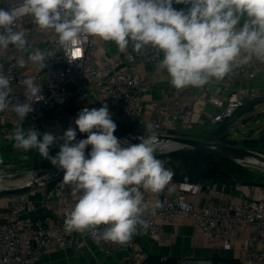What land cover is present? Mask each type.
<instances>
[{
  "label": "clouds",
  "instance_id": "clouds-1",
  "mask_svg": "<svg viewBox=\"0 0 264 264\" xmlns=\"http://www.w3.org/2000/svg\"><path fill=\"white\" fill-rule=\"evenodd\" d=\"M23 4L39 29L54 31L62 48L72 49L95 37L114 42L121 52L130 44L137 53L149 46L156 49L163 55L159 68L167 72L175 89L223 80L234 67L253 58L264 63V0H23ZM173 4L189 7L178 10ZM15 22L14 10L0 8V49L11 44L26 50L25 33L14 30ZM28 58L41 69L47 66L44 51L34 50ZM18 64L23 67L24 61ZM22 84L26 100L12 104L10 80L0 71V112L11 106L24 120L33 111V102L44 97L34 77ZM74 123L87 138L77 141V131L71 127L59 138L33 128L25 133L18 127L13 147L36 149L64 170L63 182L72 186L76 197L65 213L67 232L84 233L104 225L103 239L124 244L144 224L141 217L148 205L141 189L158 194L173 173L156 158L154 137L122 146L107 104L83 108ZM59 140L63 141L59 152L50 156V147ZM159 206L157 201L153 208Z\"/></svg>",
  "mask_w": 264,
  "mask_h": 264
},
{
  "label": "built area",
  "instance_id": "built-area-1",
  "mask_svg": "<svg viewBox=\"0 0 264 264\" xmlns=\"http://www.w3.org/2000/svg\"><path fill=\"white\" fill-rule=\"evenodd\" d=\"M0 8L14 10V30L23 31L28 42L25 51H18L11 44L0 49V71L10 80L8 99L12 104L25 102L22 81L29 77H34L35 83L42 87L40 95L44 97L33 102V111L24 120L11 106L0 112L1 137H12L18 127L37 125L50 111L78 95H89L99 105L116 109L123 122L135 127L133 133L143 130L153 135L219 124L233 118L248 101L264 97L261 89L264 86L251 84L264 81V63L254 58L234 67L223 80L199 88L175 89L168 79L162 89L161 104L146 101L145 96L153 88L152 79L148 72L138 73L135 69L139 64H158L162 53L156 49L149 46L137 53L130 44L125 51L100 63L95 55L98 44L95 37H87L72 49H65L58 45L53 30H41L33 23L23 0H0ZM34 50L45 52V68L29 60ZM76 50L79 55L74 54ZM19 60L24 61L23 67ZM209 104L215 107L213 113L207 109ZM171 185L175 189L172 196L155 194L144 198L148 205L141 217L145 234L163 245L170 244L174 237L166 224L174 217L190 216L197 238H203L214 248L229 249L241 242L242 264H264V196L230 204L209 200L200 205L198 200L206 187L203 183L173 181ZM42 188L40 201L32 198V192L0 196V264H37L45 251L54 247L72 248L80 238L92 240L106 255L117 247L129 250L131 264H142L148 258L149 253L138 246L134 237L124 244L103 239L104 225L84 233L67 232L65 213L76 203L71 185L61 179ZM157 201L160 206L153 208ZM161 260L168 261V255H161Z\"/></svg>",
  "mask_w": 264,
  "mask_h": 264
},
{
  "label": "crops",
  "instance_id": "crops-1",
  "mask_svg": "<svg viewBox=\"0 0 264 264\" xmlns=\"http://www.w3.org/2000/svg\"><path fill=\"white\" fill-rule=\"evenodd\" d=\"M173 7L179 10L187 9L189 6L184 4H173ZM96 39L98 44L95 55L97 56L98 62L102 63L106 57L114 56L121 52L114 42H106L99 38ZM162 58L163 55L161 59ZM135 71L138 73L148 72L150 74L153 88L145 96V100L156 101L159 103L163 93L162 89L165 87V84L169 79L167 72L159 68V63L151 65L139 64ZM251 84L263 87L264 81H254ZM261 89L264 90V88ZM85 107L89 109H98L102 106L89 95H78L65 105L59 106L51 111L50 115H48L42 122L37 123V125L24 126L22 129L25 133L32 128L40 134L47 132L48 129L50 130L48 132L53 135L63 133L69 127H76L74 121L77 118V114ZM108 108L112 120L125 123L120 117H118L116 109L111 107ZM207 109L210 113L215 111V107L211 104L207 106ZM210 125L211 124L207 123L205 125L196 126L207 128ZM215 125L211 126L214 127ZM194 127L192 129H194ZM11 139L12 137L4 138L0 136V145H3V148L6 149L7 143H9ZM172 182L173 181H170L165 189L158 194L174 195L175 189L171 185ZM203 184L206 187L198 200L200 205H204L209 200H216L230 204L238 202L243 198L264 196V187L253 184H237L234 187L222 183L206 182ZM141 191L144 198H152L155 195L151 192H146L143 189H141ZM31 192L34 200L40 201L43 198V188H37ZM165 227L172 232L174 237L173 241L167 245H163L153 237L145 234L143 232V225L138 226L137 232L132 237L137 241L138 246L149 254L171 256L177 260V264H211L214 259H222L220 263L223 264H235L233 262L234 259H239L241 261L244 251L243 243L237 242L229 249L212 247L203 238H197L195 236L196 229L190 216L183 218L180 216L174 217V219L171 222H168ZM262 246H264V244H262ZM129 256L130 251L121 247L115 248L110 255H106L92 240H83L80 238L72 248L65 249L54 247L45 251L37 264H131L130 260H128ZM144 263L145 261L142 264Z\"/></svg>",
  "mask_w": 264,
  "mask_h": 264
},
{
  "label": "rangeland",
  "instance_id": "rangeland-1",
  "mask_svg": "<svg viewBox=\"0 0 264 264\" xmlns=\"http://www.w3.org/2000/svg\"><path fill=\"white\" fill-rule=\"evenodd\" d=\"M231 121L232 126L230 127L229 135L225 138L229 139V141L235 142V145L242 147L251 142L254 146L252 147L253 150L264 154V97L257 99L256 101H248L246 106L240 109ZM74 129L77 130L76 127ZM134 129L135 127L123 123V128L119 132L114 133V135L117 138H120L126 134L133 133ZM48 131L50 130L48 129L47 132ZM63 133H59L54 136L59 138L63 135ZM177 134L202 139L211 138L214 141L220 138L218 130H216V128H212L211 125L207 128L197 127L195 125L194 129L185 128L179 130ZM40 138H42V136ZM85 138H87V136L80 135L76 138V140L79 141ZM61 143H63V141L59 140L56 144L50 147V156H55L59 152V145ZM13 144L11 149H4L3 145H0V161H2L0 162V186L10 185L22 181L28 178V175L30 176L34 174L35 171L42 172L44 169L53 167L50 160L42 158L36 149L24 151L22 149L14 148ZM90 150L91 146H88L85 150L86 156ZM167 153L168 152H162L160 154L162 155ZM156 158L160 160L165 159L161 157ZM243 165L247 167L252 174H254L256 179H262L264 183V165ZM168 167H170V165ZM211 264H214L213 261Z\"/></svg>",
  "mask_w": 264,
  "mask_h": 264
},
{
  "label": "trees",
  "instance_id": "trees-1",
  "mask_svg": "<svg viewBox=\"0 0 264 264\" xmlns=\"http://www.w3.org/2000/svg\"><path fill=\"white\" fill-rule=\"evenodd\" d=\"M50 113L51 111L47 114V116L50 115ZM231 119L223 121L212 127L214 129L216 128L220 134V138L216 139V141L235 144V142L229 141V139L225 138L226 136L228 137L230 127L232 126ZM114 122L117 125V129L114 132L116 133L123 128V123L116 121ZM76 131L77 137L80 135L87 136L86 133H80L78 129ZM206 140L213 139L208 138ZM13 143L14 140L11 139L9 143H7L6 149H11ZM244 147L251 149L254 146L251 142H249ZM155 155L156 157L165 158L162 160L164 161L165 168L170 169L173 173L171 181L222 183L231 187H234L237 184H253L264 186L263 180L256 179L254 174H252V172H250L249 169L243 164L225 157H219L210 153L188 148L171 151L162 155L160 152L156 151ZM169 165L170 167H168ZM221 260L222 259H214L212 261L214 264H220ZM233 262L235 264H242L239 259H234ZM144 264H177V260L171 256H168V261H162L161 255L149 254Z\"/></svg>",
  "mask_w": 264,
  "mask_h": 264
},
{
  "label": "water",
  "instance_id": "water-1",
  "mask_svg": "<svg viewBox=\"0 0 264 264\" xmlns=\"http://www.w3.org/2000/svg\"><path fill=\"white\" fill-rule=\"evenodd\" d=\"M152 136L156 141L157 152H171L183 148L193 149L210 153L219 157L232 159L241 164H262L264 165V154L256 150L238 146L231 143L206 140L202 138H195L190 136L178 134H157L153 135L148 131H137L136 133L126 134L118 138L122 146L127 147L128 144L140 143V137ZM125 141L127 143H125ZM173 142L175 146L166 148V142ZM64 170L55 166L42 170V172L35 171L34 174L28 175L26 179L10 184L0 186V196L23 194L31 192L37 188L49 186L58 180L63 179Z\"/></svg>",
  "mask_w": 264,
  "mask_h": 264
},
{
  "label": "bare ground",
  "instance_id": "bare-ground-1",
  "mask_svg": "<svg viewBox=\"0 0 264 264\" xmlns=\"http://www.w3.org/2000/svg\"><path fill=\"white\" fill-rule=\"evenodd\" d=\"M164 146H165L166 148H171V147L175 146V144H174L173 142L169 141V142H166V143L164 144Z\"/></svg>",
  "mask_w": 264,
  "mask_h": 264
},
{
  "label": "snow or ice",
  "instance_id": "snow-or-ice-1",
  "mask_svg": "<svg viewBox=\"0 0 264 264\" xmlns=\"http://www.w3.org/2000/svg\"><path fill=\"white\" fill-rule=\"evenodd\" d=\"M74 54L75 55H79V50H76V52Z\"/></svg>",
  "mask_w": 264,
  "mask_h": 264
}]
</instances>
